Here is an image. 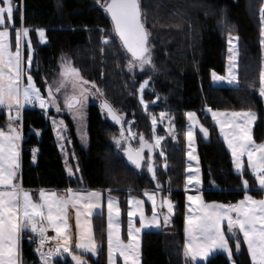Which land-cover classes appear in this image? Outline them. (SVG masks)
Listing matches in <instances>:
<instances>
[{"label":"trees","instance_id":"1","mask_svg":"<svg viewBox=\"0 0 264 264\" xmlns=\"http://www.w3.org/2000/svg\"><path fill=\"white\" fill-rule=\"evenodd\" d=\"M13 3L19 6V11L14 12L15 26L33 29L29 33L34 50L31 75L41 89V74H51L57 66L58 57L62 53H69L72 64L86 80L96 82L114 108L122 114L123 120L133 121L131 127L137 133L136 140L139 141V134L142 133L152 142L151 117L160 112H166L175 124L177 137H164L160 148L154 150L162 191L175 204L171 217L173 228L169 231H143L140 262L186 264L182 253L184 113L194 110L209 128L208 141L197 137L204 198L234 201L244 192L241 175L232 171L229 153L202 109L205 106L224 110L251 109L257 114L254 137L256 140L264 138V98L256 93L262 47L259 13L264 0H142L158 71L141 73L137 69L132 74L127 70L130 55L120 41L113 38L108 45L102 42L106 36L114 37V33L106 12L97 5L96 0H13ZM39 28L45 29V42H40L34 31ZM227 33L239 37V88L212 85L209 81L211 70L224 71ZM23 54L26 58L27 47ZM149 78L150 84L143 93L148 105L145 110L140 103L138 89L140 83ZM253 83L256 87L249 88ZM4 118L5 113L0 109V127ZM22 121L19 180L23 188L113 189L122 207L125 206V190L139 192L140 189L153 188L144 168L136 171L120 157L112 143L113 136L118 135V127L102 112L98 103L88 104L87 150L82 149L73 137L72 176L63 167L45 112L37 106H26L22 109ZM162 127L160 123L157 124L158 135L164 134ZM69 128L72 134V126ZM34 148L38 149L35 161L32 158ZM161 150L163 156L160 155ZM243 178L249 181L251 193H259L255 190L253 176L245 174ZM212 184L216 186L215 189L211 187ZM93 231L99 247L97 257H89L90 262L105 264L103 214L94 216ZM234 259L237 264H250L246 251L235 254ZM22 261L23 264H38L34 249L27 243L26 237L22 241ZM55 264L69 263L56 259ZM196 264L230 262L218 252L205 262Z\"/></svg>","mask_w":264,"mask_h":264},{"label":"snow or ice","instance_id":"2","mask_svg":"<svg viewBox=\"0 0 264 264\" xmlns=\"http://www.w3.org/2000/svg\"><path fill=\"white\" fill-rule=\"evenodd\" d=\"M112 21L114 37L106 36L103 43L108 45L112 39L120 41L121 46L130 54L127 63L129 73L139 70L141 73L158 71L154 63V46L150 43L151 33L147 28V13L143 10L142 0H96ZM19 6L13 0H0V108L8 110L7 131L0 128V264H23L22 241L25 233L30 242L35 238L41 264H53L55 258L67 253L75 264H87L80 255L73 253L70 225L68 222L69 209L76 210V228L78 242L75 249L83 253L96 255L98 245L95 241L89 217L101 208L103 192L100 190H75L67 188L63 192L40 189L38 197L31 190H25L18 182L21 167L22 140V109L25 105L38 106L47 112L50 107L61 111L58 95L63 92V108L71 113L74 120H83V109L89 96L101 99L100 108L113 121L121 126L118 136H113V143L122 152L129 164L135 169H141L146 163L147 170L155 179V166L152 156L145 160V149L151 154L159 148L162 136L155 134L157 117H151L153 135L149 142L145 136L139 134V147H133L131 141L136 140L137 133L132 132L133 121L125 122L122 114L114 108L107 99L105 92L95 81L84 79L80 70L70 60L64 58L57 74V80L52 84L47 81V96L41 93L31 75L34 50L28 39L30 29L21 27L15 29L14 49L10 28H15L14 12ZM21 19H23L21 15ZM261 45L264 46V5L260 8ZM40 41H46L45 29H34ZM103 31V30H101ZM238 36L229 33V67L227 76H220L212 72L214 83H227L239 88L238 76ZM27 41L28 54L25 58L23 45ZM151 78L140 83V103L147 110L148 105L143 99V93L150 84ZM255 83L249 88H255ZM69 88L71 91L69 92ZM258 94L264 98V68L259 76ZM159 99V97H158ZM14 112V114H13ZM213 121L219 126L228 149L231 152L232 163L237 173L241 175L244 196L236 203L205 202L197 188L196 195H188V213L185 217L184 257L186 264H196L197 260L205 261L212 254L222 252L226 254L230 264H237L234 255L240 253L242 245H246L251 264H264V198L256 199L250 192L249 181L243 178L245 167L250 169L259 190L264 191V143H257L252 136V126L257 114L251 109L239 111H220L207 109ZM189 121L186 137L189 141L188 153L190 160H196L193 155V129L198 125L199 131L205 138L209 136L208 129L199 123L195 112H187ZM160 122L168 118L166 112L159 114ZM124 123L129 127L125 129ZM53 125L60 140L64 139L66 131L64 121L53 120ZM169 131L174 133V125L169 119ZM38 134V133H37ZM86 141V134L81 135ZM38 149H32L33 161L36 160ZM160 155L163 156V150ZM246 158V163H245ZM70 176L74 175L69 167ZM76 171H79L77 166ZM192 174L191 170L186 180L188 185L201 184L199 168ZM157 190L160 185L157 184ZM113 189H108V257L109 264H115L116 254L123 258L124 264H140V233L143 228L159 227V213L155 192L144 195L152 202V217L147 218L143 211V201L130 198L129 204H135L136 212L129 211L128 243L120 238V209L119 201L111 195ZM159 208L165 209L163 221L168 223L174 214L175 205L170 196L161 197ZM139 215L141 226L133 228L132 217ZM85 223L81 224V217ZM54 231V236H48V230ZM56 241L54 247L45 251L47 242Z\"/></svg>","mask_w":264,"mask_h":264},{"label":"rangeland","instance_id":"3","mask_svg":"<svg viewBox=\"0 0 264 264\" xmlns=\"http://www.w3.org/2000/svg\"><path fill=\"white\" fill-rule=\"evenodd\" d=\"M262 4L264 5V3H262ZM259 15H260V13H259ZM16 28H21V26H15V28H10V34H11V40H12V43H13V49H14L15 29ZM36 35H38L37 32H36ZM233 36H235V35H233ZM228 37H229V33H227V35H226V53H225V67H224V71L223 72H218L216 70H211L210 71L209 81H210V83L212 85H228L227 83H214L213 80H212V72L213 71L216 72L220 76H227V74H228V67H229V59H228V57L230 55ZM28 39H30V37H28ZM38 39L40 41L39 36H38ZM25 47H27V41H25V43L23 45V50H24ZM239 51L240 50H239V45H238V57H239ZM27 52H28V49H27ZM64 58H67L68 60L71 61V56H70L69 53H67V54L66 53H62L58 57V63H57V66H56L55 70L53 69L54 71L51 74L47 75V76L45 74H41L42 75L41 76V81H42V87L43 88L41 89L39 86H37V87H39L41 89V93L43 95H45V97L47 96V90H46L47 89V84L45 83V81H47L48 84H52L54 81L57 80V74L60 71V65H61V62H62V60ZM262 68H264V46L261 47L260 72H261ZM130 74H132V73H130ZM258 87L256 88V93L259 96ZM70 91H71V89L69 88V92ZM57 95H58V100H59L60 105H61V111L57 112L55 107H50L47 110V112H45V115H46V117L48 119V122H49L51 128H52L55 145H56V147H57V149L59 151L63 167H64L66 173L69 175V173L67 171V168H69V167L71 168V158H73V152H72L73 137L77 140L78 145L82 149L87 150L88 145H89V139H88V133H87V109H88V104L91 101H93V96H89V99H88V101H87V103H86V105H85V107L83 109V114H84L83 120H80V119L74 120L72 118L71 113H69L67 111V109L63 108V95H64L63 92L60 93V94H57ZM139 96H140V93H139ZM100 101L101 100H99L98 102H100ZM26 106H34V105H25V107ZM208 108H210V107L205 106L202 109V113H203L204 116H207L209 118L210 124L214 127L217 136L222 140V142L224 144V147L228 151L229 156H230L231 169H232V171L236 172V170L234 168V165L232 163L231 152L228 149L227 144L225 143V141L223 139V136L220 133L219 126L213 121V119L211 117V114L207 112ZM0 109L3 110V112L5 113V118H4L3 124H2V126L0 128H3L5 131H7V124L9 122L8 121V110L7 109H2V108H0ZM213 110L239 111L238 109H234V110L213 109ZM187 112H195V111L194 110H189V111H186L184 113L183 129H182L183 141H184L183 142V191H184V194H185L184 195V216H183V240H182V253H183V256H184V244H185V240H186L185 231H184V229H185V217H186V215L188 213V209H189V202L187 200V196L188 195H196L197 194V188H199L200 194L202 195L203 200L205 202H208V203H211V202L236 203L239 200H241L243 198L244 194H245L243 192V194L240 197H237L234 201H231V202L230 201L222 202V201H219V200H207V199L204 198L203 192H202V187H203L204 184H203L202 177H201L200 163H199L198 154H197V137L202 138L204 141H208L210 133H209V136L207 138H205L203 136V134L199 131V126L198 125L193 129V135H194V144H193L194 152H193V155H195L197 157V159L196 160H190L189 156H188V153H189V151L191 149H189V146H188L189 145V141H188V139L186 137V132H187L188 126H189V121H188V118L186 116ZM13 114H14V112H13ZM159 114L156 115V117H157L158 123H160V125L163 126L162 129L164 131V134H162V135L159 134L158 135L156 133V130H155V134L158 135V136L168 137L170 139H175L177 137V134H178L175 124H173L175 132L174 133H170V131H169V118H165L163 120V122H160ZM197 117H198L199 123L202 124L205 128H207L208 132H209V128L204 123V121H202L198 115H197ZM53 120H56V121L62 120V121H64V124L66 125V131L63 133V136H64L63 140L58 139L57 132H56L55 127L53 125ZM69 124L72 126V130H73L72 134L70 132V128H69L70 125ZM254 124L252 126L253 139L257 143H264V138L262 140H256L255 139L254 134H253ZM124 127H125V129H127L129 127V125L127 123L126 124L124 123ZM131 130H132V132L135 133V131L133 130L132 127H131ZM82 134H86V141L81 139V135ZM152 134H153V129H152ZM112 141H113V139H112ZM137 141L138 140L131 141L133 147H136L138 145ZM20 144H21V142H20ZM114 146H115V144H114ZM115 148H116V146H115ZM152 158H153V163H154V166H155L156 182H157V184L161 185V180H160V176H159V164H158L154 154L152 155ZM245 163H246V158H245ZM197 167L199 168V176H200V179H201V184L198 185V186L188 185L187 190H186V180H187V176L189 174V171L191 170L192 174L195 175L196 174L195 170L197 169ZM142 168L146 169V163L142 166ZM237 174H239V173H237ZM245 174H249L250 176H253L251 174L250 169H247V166L245 167V171H244L243 175H245ZM18 182L20 183L19 175H18ZM211 187L214 188V189L216 188V186L214 184H212ZM255 188H256L255 189L256 191H259V193L254 194V193L249 192V194H251L256 199L264 198V191L259 190L257 183H256ZM24 189L25 190H31L34 193L35 197H38V191L40 189H45V190H48V191H59V192H63L64 191V190H58V189H52V188H37V189L24 188ZM72 189H75V190H79V189L100 190V191L103 192V197H102V201H101V208L96 210V211H94L93 215L91 217H89V220H90L91 227H92V230H93V218H94V216L96 214H101V215L103 214V216H104V223H105V243H104L105 244V264H109L108 237H107V232H108V228H107V224H108L107 197H108L109 193L107 191H105V190L103 191L101 189H87V188H72ZM145 192H147L149 194H152L153 192H155L156 201H157V205H158L157 212L160 214L159 215V227H149V228H143L141 230V233H140V247H141V237H142L143 231H147V230H168L169 231V230H171L173 228V223H172V219H171L172 216L170 217L168 223L165 224L164 221H163V215L166 213V208L165 209L159 208L161 197H169V195L167 193H163L162 186H160V189L157 190V188L155 187V184L153 185V188L140 189L139 192H132L131 190H125L124 195H123L124 196V201H125V206L122 207V205L120 203V200H119V197H117L113 192H111V195L113 197H115L119 201L118 207L120 209V238H121V240L124 243H128V235H127V233H128V225H129L128 213H129V211H133V212L137 211L136 208H135V204L134 203L132 205L129 204V199L130 198L139 199V200L143 201L142 207H143V211H144L145 216L147 218H151L152 217V202L148 199V196L144 195ZM173 204H174V202H173ZM68 222H69V225H70V235H71V243H72V246H73V253L77 254V255H80L82 257V260L86 261L87 264H91L89 257L96 258L97 254L96 255H92V254H89V253H83L81 251L76 250L75 247H74L75 244L78 242V231H77V228H76V210L75 209H71V208L69 209ZM84 223H85L84 217L82 216L81 217V224L83 225ZM132 225H133V228H139L141 226L140 217H139L138 214L135 215L134 217H132ZM48 233H51L53 236L55 235L54 231L51 230V229L48 230ZM93 234H94V231H93ZM25 236H28V233H25ZM94 238H95V236H94ZM95 241H96V239H95ZM54 242L56 243V241H54ZM241 251H246V253H247L246 245H242ZM218 252H216V253H218ZM220 253H222V252H220ZM222 254H224V253H222ZM224 255L226 256V254H224ZM247 256H248V253H247ZM248 258H249V262L251 264L250 257L248 256ZM55 259H59L61 262L62 261H67L69 264H75V262L72 261L71 256L68 255L67 253H65V254H63V256L57 257ZM140 259H141V257H140ZM205 261L197 260L196 263H202V262H205ZM40 264H41V262H40ZM115 264H124L123 258L119 257L118 254H116V256H115ZM140 264H141V262H140Z\"/></svg>","mask_w":264,"mask_h":264},{"label":"water","instance_id":"4","mask_svg":"<svg viewBox=\"0 0 264 264\" xmlns=\"http://www.w3.org/2000/svg\"><path fill=\"white\" fill-rule=\"evenodd\" d=\"M107 14V13H106ZM107 16H108V14H107ZM108 18H109V20H110V22H111V25H112V21H111V18H110V16H108ZM130 55V54H129ZM100 104H101V101L99 102ZM108 117V116H107ZM117 127H118V135H119V132H120V128H121V126L119 125V124H117L115 121H113L110 117H108ZM149 141V140H148ZM149 142H151V141H149ZM136 147H139V142H138V145L136 146ZM135 148V147H134ZM119 154H120V157L121 158H123V160L126 162V164H128L130 167H132V168H134V166H132L131 164H129L128 162H127V160H126V157H124V155H123V153L122 152H120L119 151ZM154 154V151L151 153V154H149L148 153V151H147V149H145V153H144V155H145V160L147 161V157L149 156V155H153ZM152 160H153V158H152ZM135 169V168H134ZM142 169V168H141ZM141 169H135L136 171H140ZM146 172H147V174H148V177L151 179V181H152V183H153V185L155 184V187L157 186V182H156V178L155 179H153L152 178V174L151 173H149L148 172V170H147V165H146ZM156 176V175H155ZM161 186V185H160ZM157 188V187H156Z\"/></svg>","mask_w":264,"mask_h":264},{"label":"built area","instance_id":"5","mask_svg":"<svg viewBox=\"0 0 264 264\" xmlns=\"http://www.w3.org/2000/svg\"><path fill=\"white\" fill-rule=\"evenodd\" d=\"M47 234H48V236H53L51 233H47ZM27 243L30 244L34 250L37 248V243L35 242V238L33 239L32 242H30L29 240H27ZM55 244H56V243H55L54 241H49V242H47L46 247H45V251H46L47 248H49V247H54ZM35 252H36V251H35ZM36 255H37V258L40 259V258H39V254H38L37 252H36Z\"/></svg>","mask_w":264,"mask_h":264},{"label":"flooded vegetation","instance_id":"6","mask_svg":"<svg viewBox=\"0 0 264 264\" xmlns=\"http://www.w3.org/2000/svg\"><path fill=\"white\" fill-rule=\"evenodd\" d=\"M98 101H99V98L93 96V101H91V102H95V103H98L100 105V103Z\"/></svg>","mask_w":264,"mask_h":264},{"label":"crops","instance_id":"7","mask_svg":"<svg viewBox=\"0 0 264 264\" xmlns=\"http://www.w3.org/2000/svg\"><path fill=\"white\" fill-rule=\"evenodd\" d=\"M65 189H67V188H63V189H58V190H65ZM29 235V234H28Z\"/></svg>","mask_w":264,"mask_h":264}]
</instances>
